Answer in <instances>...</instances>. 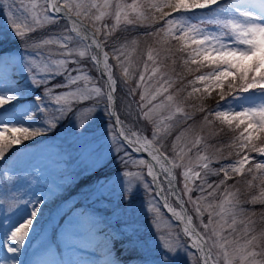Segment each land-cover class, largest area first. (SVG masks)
I'll return each instance as SVG.
<instances>
[{"label":"rangeland","instance_id":"374dc122","mask_svg":"<svg viewBox=\"0 0 264 264\" xmlns=\"http://www.w3.org/2000/svg\"><path fill=\"white\" fill-rule=\"evenodd\" d=\"M231 1H234L233 5L224 7L220 12L212 13L207 17L191 18L186 15L189 14L188 10H180L170 19L182 28L200 27L202 36L211 35L213 37H221L222 33L226 32L222 24L225 21L236 20L241 23L264 24V0ZM75 2L88 3L90 0H75ZM97 2L103 3V0H97ZM132 2L135 0H109V3L130 4ZM151 2L152 0H139L142 5L140 11L147 13L150 10L148 5ZM12 3L13 17L17 21L31 22L32 5L34 4L37 5L35 11L41 18L48 15L39 7L44 3V0H22L23 6H21V0H12ZM8 11L9 9L3 0H0V47L7 49L4 53L7 55L0 58V95L14 98L12 103L0 107V128L3 126L26 127L33 130L34 123L32 120H28L29 115H26L39 108L41 110L39 121L44 123L43 127L48 128L47 130H50L54 137L49 138L46 145L40 143L42 135L39 134L24 140L19 145H26L27 147L20 150L12 159L6 160L5 169L0 171V246L3 245L0 247V264H123L116 256L112 242L97 232L105 227L113 232L117 245L121 246L122 254H128L133 261L136 260V264H195V258L200 254L191 248L193 241L187 237L182 226L171 219L166 205L154 191L152 177L148 174L147 160L137 156L129 149L122 136H128L129 140L133 141L139 138L141 143L145 139L156 142L171 155L175 164L180 165L175 168V172L178 175V182L182 183L181 195L172 194L167 182L163 184L164 195L174 207L178 208L179 205L185 204L189 208L194 226L202 232L208 248L213 247L215 240L214 259L222 261L221 254L225 249L220 248L221 237L228 235V229L225 228L219 235H206L209 230L205 229L204 225L209 223L211 219L210 210L202 202V213H197L193 204L188 202L189 194L183 191V173L186 170L184 164L190 162L192 169L199 170L201 163L196 158L195 148L187 150V144L192 139L187 126L194 124L199 127L203 117L198 114L201 112L204 114V111H196L195 105H191L188 101V104L183 105V107L185 111L192 113L191 120L176 123L175 116L169 119L170 113L167 108H160L151 118H146L144 105L140 100L144 90L141 87L139 76L146 75L144 64L148 63L147 50L149 48L152 49L156 60L160 61L155 66L173 81L169 87V92L175 94L176 89H184L180 93L181 96H187V93L192 92V82L187 84V88L181 83L183 76L186 79L187 75L191 73L189 69L194 70L195 73V65L184 64L185 59H190L188 50L181 52L182 45L172 38H166L163 34L159 38L164 41L162 44L157 43L156 38L151 40L142 38L143 41L132 38L137 33H147L148 30L145 29L144 24L127 26L125 32H119L125 25L122 24L117 28V38H127L133 42L126 48L125 60L130 74L127 79L122 76L120 66L115 65L111 50L107 48L109 63L114 65L113 78L117 81L114 86L116 92L115 108L119 121L122 122L119 124L125 130L123 135H118L109 114L108 82L102 75V71L94 68L91 57L87 55L79 57L76 53H73L71 57H64L60 54L57 44L44 45L41 49H35L32 46L35 42L42 43L43 40L59 39L69 48H86L72 33V39H65L64 33L69 30L68 26L50 17L55 22L44 23L43 27L36 28L34 32H27L26 36H20L13 27ZM113 12L114 9L112 8L106 10V15L100 23H114ZM244 12H250L252 16L241 15ZM158 23H163V21ZM230 36L221 38L222 42L231 47H244L236 43L234 36ZM18 41L21 42L13 44ZM167 41L171 42V49L166 47ZM47 49H52L53 52H48ZM164 49L170 50L171 59H165L162 51ZM176 49L179 50L176 52ZM172 50L173 52H171ZM60 59H66L67 65L65 69H61L59 72L52 61ZM33 61L47 64L52 71L40 72L33 65ZM148 67L152 68L153 64L149 63ZM185 67L188 68V71H185ZM201 69H203L201 73L209 71L207 67L202 66ZM13 71L18 72L19 75L22 73V79H25V87L19 89L18 87H11L12 82L16 81L14 79L10 81L11 83L8 82ZM69 75L87 76L89 78L87 86L101 87V94L90 95L88 99L83 101L68 98L67 103H70V106L64 102L62 105H57L49 97L48 91L51 90L53 94L59 95L75 90L76 86L69 84ZM147 75H151V73L149 72ZM198 75H195L194 78L196 79ZM35 81L40 82L36 83ZM144 83L149 84L154 83V81L145 80ZM47 84L50 86H47L48 89L44 91L45 95L42 94L38 104L27 103L24 108L9 107L11 104L22 102L21 95L36 94L42 85ZM77 84L83 87L85 81H78ZM196 86L204 87L199 83ZM130 88L133 89L132 92ZM193 95L196 98H203L205 110L213 108L220 99L218 90H213L208 94L194 93ZM164 99L165 95L159 96L156 101L152 102V105L159 104ZM206 103H209L208 109ZM262 105H264V90L253 89L221 100L215 110L239 112L246 108H258ZM49 120L52 123H49ZM209 120H214V113L209 117ZM40 122L38 125L41 124ZM62 123H64V127H62ZM213 129L216 134L207 141L206 145L204 143L197 145L201 149L199 155H211L216 147H224L225 145L231 146V151L229 152L228 147H225V158H213L210 167L219 168L234 163L241 157H236L235 154L237 155V153L249 155L250 163L264 162V155L249 154L234 146L238 135L231 136L230 139L229 136L224 137L225 131L236 132L234 129L222 125L218 121L213 125ZM131 133H135V136H132ZM199 135H207V130L199 133ZM114 137L117 139L114 140ZM29 141L30 143H28ZM14 147L16 145L6 147L5 154ZM55 151L59 152L57 166L52 165L50 169L47 167L44 173H40L38 160L44 158L51 161V155ZM181 151H187L183 160L180 159ZM4 160V158L0 160V163H3ZM139 161L145 163L139 164ZM248 166L246 164L244 175L251 179L247 173ZM129 172L139 173L143 179H138L135 175L127 176L126 173ZM64 174L73 183L80 181V179L86 178L87 180L78 193L64 200V211L56 212V208L50 202L54 195L49 193V187L50 183L57 184L56 193L63 194V189L66 187V182L62 176ZM165 178L169 179L167 176ZM219 179V176L210 175L208 182L215 185ZM241 180L243 177L237 174L226 183L229 188L236 185L233 191L238 193L237 210L251 216L255 222V227H259L264 222L258 221L256 216L252 215L258 213L253 207L256 204H263L261 205L263 210H260L261 213H264V203L259 200L255 204L251 203L253 192L255 196H259V180L254 182V189L238 183ZM145 184H148L149 187L146 188ZM195 184H199V180ZM195 184H193L194 190L191 193L192 200H196L200 196V192L195 190ZM53 185L52 188H54ZM245 189L248 190V193L244 198L241 192ZM225 191L227 189L218 192L215 198L207 197V201L213 205H220L224 200ZM247 194H251L252 197L247 199ZM170 198L172 199L170 200ZM81 205L90 211L89 218L91 220L80 216L81 213L78 210L80 208L78 207ZM68 208H74L77 211L73 214H67V216ZM54 211L55 213H53ZM34 212L36 213L35 216L33 215ZM41 215H50V221L49 223L41 221L36 228L34 222L38 219L36 217ZM242 218V216H238L237 220ZM29 220L32 223L23 243L13 241L11 239L12 233ZM89 223L93 226L91 231H87V224ZM169 235L178 237L182 244L186 242L187 245L170 251L162 239V236ZM91 244H96V246L90 248L93 246ZM11 246L12 248L15 247L16 251H9ZM227 250L231 253L230 248ZM202 260L203 257H201Z\"/></svg>","mask_w":264,"mask_h":264},{"label":"snow or ice","instance_id":"6c2138e0","mask_svg":"<svg viewBox=\"0 0 264 264\" xmlns=\"http://www.w3.org/2000/svg\"><path fill=\"white\" fill-rule=\"evenodd\" d=\"M3 2L9 9L8 15L12 19L14 29L20 36H26L27 32H34L36 28L43 27L44 23L55 22L48 15H44L41 18L35 11L37 8L35 4L32 5L31 22L17 21L13 17L12 0H3ZM218 2L219 0H152L150 5H148L150 10L145 13L140 11L142 5L139 3V0H135V2L130 4L109 3V0H103V3H99L97 0H90L88 3H77L75 0H44V3L39 5L44 12H47L48 8H51L55 13H64L69 18V21H71L70 29L67 33H64L65 39H72L71 33H76L88 39V33H90V44L87 48L74 49L69 48L67 44L56 39L43 40L42 43L35 42L32 46L35 49H41L44 45L57 44L59 45L60 54L64 57H71L73 53H76L79 57L87 55L93 61L101 63L96 52L93 51L94 46L103 57L102 64L103 69L107 72V79L114 86L117 83L113 78L114 65L109 63V52L105 51V49L111 50V55L115 59V65H119L121 68L122 76L125 79L129 78L130 74L126 66L125 57L127 54L126 48L133 42L127 38H117V28L123 24L125 27H122L119 32H125L127 31V26L144 24L145 29L148 30L146 34L149 40L156 38L157 43L162 44L164 41L159 38L163 34L166 38H172L178 44H181V52L188 50L190 59L184 60L185 65H195L196 70H199L202 66L209 68L208 72L201 73L192 81V92L188 93L187 96L180 95L184 89H176L175 94H173L169 92V87L173 84L172 79L161 73L160 69L155 66L160 61L156 60L152 49L149 48L147 50L148 63L144 64L146 75L139 76L141 87L144 90L140 100L143 102L146 118H151L160 108H167L170 113L169 119L175 116V122L182 123L192 119V113L185 111L183 105L188 104L190 97L194 93H201L203 95L213 90H218L220 99L213 108L205 110L203 104L199 106V110L204 111L202 124L199 127H196L194 124L187 126V130L192 136V139L187 144V150L195 148L196 158L201 163L199 164V170L192 169L190 162L184 164L186 170L183 173V191L189 194L188 202L193 204L197 213H202V202L210 210L209 216L211 219L209 223L204 225V228L209 230L206 235H219L225 228L228 229V235L221 237L222 243H220V248L225 249L221 254L223 257L222 261L214 259L215 240L213 241V247H209L208 251L205 252V247H208L207 242L201 246L200 240L194 239L192 246L200 248V256L195 258V264H224V261H226V264H241V262L242 264H261L252 239L256 228L255 222L247 213H241L237 210L239 204L237 199L238 193L233 191L236 185H232L229 188L226 182L239 174L243 177V180L238 183L254 189V182L259 180V196H255L253 192L251 203L255 204L258 200L264 203V162L250 163L249 155H241L239 159L230 165L219 168L210 167L212 159H224V148L228 147L230 152L231 146L216 147L211 155L201 156L199 155L201 149L197 145L201 143L206 145L207 141L216 134L213 125L218 121L222 125H227L238 132L234 146L249 154L258 153L264 155V105L258 108H246L239 112L215 110L219 102L229 96L238 95L253 89L264 90V24L254 22L241 23L236 20L222 22L223 28L226 30L222 35H232L235 37L236 43L244 46L231 47L223 43L219 36H202V29L200 27L182 28L170 19L174 12L208 8ZM21 6H23L22 0ZM110 8L114 9L115 22L112 24L108 22L100 23L106 15V10ZM241 15L251 17L252 13L244 12ZM159 21H163V23H158ZM47 51L53 52L52 49H47ZM162 51L166 60L171 59L169 55L170 50L164 49ZM52 62L57 66L56 70L59 72L61 69H65L67 65L66 59L53 60ZM149 63L153 64L152 68L148 67ZM33 65L40 72L52 71L47 64L33 61ZM149 72L151 75H147ZM88 79L87 76L69 75V84L75 85V90H70L59 95H55L53 91L49 90L48 95L57 105H62V102H64L67 106L71 105L67 103L68 98L83 101L88 99L90 95H100L102 91L101 87H88ZM81 80L85 81L83 87L77 84ZM145 80L154 81V83L145 84ZM35 82L39 83L40 81ZM197 83L204 85V87H197ZM130 89L132 92L133 89ZM114 91L115 87L108 92L107 98L109 101H112V93ZM162 95H165L163 102L153 106L152 102ZM13 99V97L0 95V107L12 103ZM181 113L182 115H180ZM212 113H214V120H209ZM117 122L122 123L120 121ZM49 123H52V121L49 120ZM205 130H207V135L200 136L199 133H203ZM124 131L121 128L118 135H123ZM37 134H39L37 131L26 127L3 126L0 128V160L5 156L6 147L18 145ZM131 135L135 136V133H131ZM116 139L117 137H114V140ZM124 139L128 140L129 144H139L140 146L136 148V151H148L152 143L151 141L141 143L139 138H136L134 141L129 140L128 136H125ZM186 154L187 151H181L180 159L183 160ZM152 159L160 164L162 170L169 171L170 175V170L165 169L160 155L153 154ZM138 163L144 164L145 162L139 161ZM246 164L249 165L247 173L251 176V179L244 175ZM173 166L179 167L180 165L174 164ZM148 174L152 177V183L156 184L159 188L158 177L152 165H148ZM126 175H135L138 179H143L139 173L134 174L129 172ZM210 175L220 177L217 184L213 185L208 182ZM9 179L12 178L9 177ZM197 180H199V184H195ZM193 184H195V190L200 192V196L196 200H192L191 197V193L194 190ZM145 187L148 188L149 185L145 184ZM168 187L170 189L174 188L171 179H169ZM224 189H227V191L224 192V200L220 205H213L210 201H207V197L211 196L215 198L216 194ZM160 194L163 196L164 189H160ZM172 194L175 195L176 193L173 191ZM164 200L165 204H167L166 196ZM169 210L172 211V209ZM35 214L34 212L33 215L35 216ZM176 215L178 219H182L179 213H176ZM252 215L255 214L253 213ZM260 215L264 216V213ZM238 216H242L243 218L238 221ZM31 223L32 221L29 220L26 224L16 229L12 233L11 239L22 244L27 237ZM184 231L192 235V230L189 227L186 226ZM162 239L170 251H175L177 247L187 245L186 242L182 244L178 237L171 235L162 236ZM228 248L231 249V253L227 250ZM9 251H14V249L9 248ZM201 257H203L202 261Z\"/></svg>","mask_w":264,"mask_h":264},{"label":"trees","instance_id":"16d2710c","mask_svg":"<svg viewBox=\"0 0 264 264\" xmlns=\"http://www.w3.org/2000/svg\"><path fill=\"white\" fill-rule=\"evenodd\" d=\"M189 17H191V18H198L199 16H201V14H194V13H191V14H189L188 15ZM132 38H136V39H140L141 41H143L142 40V38H147V34H140V33H137V34H135V35H133L132 36ZM131 38V39H132ZM170 43L171 42H168L167 41V43H166V47H168V48H172L171 47V45H170ZM179 50V49H178ZM177 49H176V52L178 51ZM186 51V50H185ZM171 52H173V50L171 51ZM175 55V54H174ZM176 67L178 68V66L176 65ZM188 68L187 67H185V71H188L187 70ZM195 69V73H194V70H192V69H189V71L191 72L189 75H187V77H186V79L184 78V76H183V81H181V83L183 84V86H185L186 88L188 87V85L187 84H189L190 82H192V81H194V77H195V75H198V74H200L201 73V71L203 70V69H199V70H196V68H194ZM208 70H210L209 68H208ZM15 77H19L17 74H15L14 75ZM188 94V93H187ZM35 98H37V96H36V94H34V95H30V96H28V98L27 99H35ZM189 101H190V104L192 105H195L194 107L196 108L195 110L196 111H198L199 110V106L201 105V104H203V98H196V96H194V95H192L191 97H190V99H189ZM205 102H207V101H205ZM208 104L209 103H206L205 105H206V107H207V109H208ZM210 109V108H209ZM37 113H39V111H36ZM198 115H200V117H204V114L201 112V113H199ZM36 122H35V125L36 126H40V125H38V123H39V120L38 119H36L35 120ZM65 123V122H64ZM64 123H62V127H64ZM42 132H44V130L42 131ZM224 137L226 136V137H228L229 136V139H230V137L231 136H237L238 135V133L237 132H232V131H230V130H227V131H225L224 132ZM223 137V138H224ZM241 155H244V153H237V155L235 154V156L236 157H240ZM246 193H248V190L247 189H245V190H243L242 192H241V194H242V196L245 198V195H246ZM251 194H247V199L248 198H250V197H252V196H250ZM248 204H249V202H248ZM261 205H263V204H256V205H254V210L255 211H258V213H256L255 214V216H256V218L258 219V221H260L261 220V222H264V216H261L260 214H261V210H263L262 208H263V206H261ZM261 209V210H260ZM256 219V220H257ZM263 219V220H262ZM124 258L126 259V263L128 264H131V262L133 261L132 260V258L131 257H129V255L127 254H124Z\"/></svg>","mask_w":264,"mask_h":264},{"label":"bare ground","instance_id":"6f19581e","mask_svg":"<svg viewBox=\"0 0 264 264\" xmlns=\"http://www.w3.org/2000/svg\"><path fill=\"white\" fill-rule=\"evenodd\" d=\"M220 1V0H219ZM98 59L101 61V67H102V69H103V64H102V60H103V57H100L99 55H98ZM103 71H104V74L107 76V72L103 69ZM115 86V85H114ZM112 84H111V87L113 88L114 87ZM165 167V166H164ZM153 170L156 172V174H157V177H158V183H159V191H160V189L162 188L163 189V187L160 185V183H161V180L162 179H165V173L164 172H162V169H161V167H160V165H158L157 167H155L154 166V168H153ZM170 191H172V189H170ZM163 197H165V195L163 194ZM167 201H168V199H167ZM164 202H165V200H164ZM166 207H167V209H168V211L169 212H174V208H173V206H172V204L168 201L167 202V204H166ZM169 209H172V211H170ZM183 226H184V228L187 226V227H189L190 229L192 228V226H191V223H189V221H184V223H183ZM189 237L192 239V241L194 240V238H196V239H199L200 240V242H201V246H202V240H201V238L200 237H198V236H196V237H194V236H192V235H189ZM197 249L199 250V252H200V248L199 247H197Z\"/></svg>","mask_w":264,"mask_h":264},{"label":"clouds","instance_id":"9594fccd","mask_svg":"<svg viewBox=\"0 0 264 264\" xmlns=\"http://www.w3.org/2000/svg\"><path fill=\"white\" fill-rule=\"evenodd\" d=\"M252 239L258 252V259L261 261V264H264V224L255 228Z\"/></svg>","mask_w":264,"mask_h":264},{"label":"water","instance_id":"95a60500","mask_svg":"<svg viewBox=\"0 0 264 264\" xmlns=\"http://www.w3.org/2000/svg\"><path fill=\"white\" fill-rule=\"evenodd\" d=\"M218 6H220V5H218ZM112 116H113V118H114L115 127H116V129H117V132L119 133L120 127H119V125H118V123H117V118H116V115H115L114 107H113V110H112Z\"/></svg>","mask_w":264,"mask_h":264}]
</instances>
